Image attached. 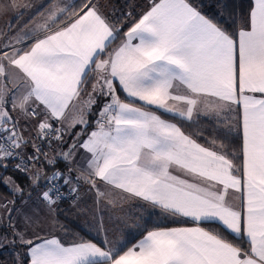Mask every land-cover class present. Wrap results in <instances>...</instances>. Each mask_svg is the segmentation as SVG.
<instances>
[{
    "label": "snow or ice",
    "instance_id": "6c2138e0",
    "mask_svg": "<svg viewBox=\"0 0 264 264\" xmlns=\"http://www.w3.org/2000/svg\"><path fill=\"white\" fill-rule=\"evenodd\" d=\"M217 5L223 23L191 0H149L135 15L106 12L101 0H47L14 31L0 30V168L18 160L36 192L30 206L31 192L25 200L0 177L20 194L19 208L0 203V247L24 249L16 264H264V0L239 12ZM30 7L2 0L0 14L19 20ZM202 111L235 120V149L184 131ZM33 120L35 136L25 138ZM84 185L100 225L106 208L130 200L192 226L154 227L126 250L42 237L66 194L79 207Z\"/></svg>",
    "mask_w": 264,
    "mask_h": 264
},
{
    "label": "crops",
    "instance_id": "0c3cea01",
    "mask_svg": "<svg viewBox=\"0 0 264 264\" xmlns=\"http://www.w3.org/2000/svg\"><path fill=\"white\" fill-rule=\"evenodd\" d=\"M75 1L76 0H61V3L73 4ZM0 2H2V0H0ZM21 2L24 4L31 5L32 7L25 10L19 20L16 19V13L12 11H9L4 14H0V30H2V26L3 27L5 26L3 28V31L7 32L8 31L7 25L10 24L14 31L21 23L27 22L29 20V17L32 14L36 13L37 11L43 10L42 8H40V6L43 4H46L47 0H21ZM105 2L106 0H101V3L107 6L104 9V11L108 12L110 7H108V2L107 4ZM111 3H113V0L111 1ZM35 19H39V17L36 16ZM116 44H114L113 47H115ZM119 94L121 95L122 98L124 97L123 92H120ZM207 99L212 100L214 98H207ZM67 115L69 116V119H71L72 113L69 112ZM89 119L90 121L94 122L95 116L93 115L92 117H89ZM202 120L213 122L214 124H216L217 129L220 130L221 132L231 134V135H239V133L233 127L235 124L234 119H225L221 117V119L218 120L216 119L214 115L203 114V111L201 112L200 115L195 116L193 121H186V122L195 123V122H199ZM23 125H24V121L22 120L21 121L22 129H23ZM35 125H36V121L33 120L31 125L28 126L27 130L23 131V135L25 138L31 137L32 130L35 127ZM92 127H94V123H90L89 131L92 129ZM230 127L233 128L231 132L228 131ZM79 130H80V126H77L72 131L79 132ZM65 139L70 141L71 138L66 136ZM27 151L28 152L31 151L30 145ZM56 151H58V149L56 148V145H54V148H53L54 155ZM81 155H83V153H81ZM51 157L53 156L49 155V158ZM11 161H14V162L11 164L10 163ZM11 161L10 162L5 161V163L7 164L10 163L14 167V165L16 164V161L15 160H11ZM40 163H43V161H41ZM58 166L61 168L63 166V162H61ZM16 171L19 173L18 175L19 178H23V180H26L29 182L27 176H25L23 173H21L18 170ZM87 187H88L87 185H84L80 189V193L83 199L80 200L79 207L74 206L72 202L59 203L56 211L53 213L55 220L56 221L58 220L59 213L68 211L69 212L68 214L71 215L70 216L71 221L75 222L84 232L94 237L95 241L93 240L92 242L97 243L98 246L107 248L110 245H105L103 241L105 239H109V240H112L113 243H117L118 246L124 245L126 247L132 241L133 239L132 233L136 232L135 230L137 229V226L141 225L143 220L149 215V213L154 210L147 208V207L140 208L138 205L143 203L142 201H130V200L122 201L117 207L115 208L110 207L104 210V212L102 213L103 224L100 225L98 223V219L100 217L94 216L92 213L94 193L86 192L85 190L87 189ZM23 188H24L25 200H27L28 194L31 192L32 199L27 200V203L30 206L33 205V202L36 200V192L32 191L31 188L28 186L27 187L23 186ZM7 192L10 195L13 194L11 193L12 191L7 190ZM15 195L19 196L18 193H16ZM6 200H11V199L9 197H6L4 198V200H2V202ZM237 203L239 202L237 201ZM175 219L180 222L182 218H175ZM3 220H4V217L2 216V222ZM208 224H214V223H204L202 226L205 228H209L207 226ZM177 226H192V224L191 222H189L188 224L177 225ZM177 226H173V227H177ZM39 234L42 237H50V235H55L57 236V238L62 240L58 232L57 223H55V226L52 227L50 230L46 229L45 231L40 232Z\"/></svg>",
    "mask_w": 264,
    "mask_h": 264
},
{
    "label": "trees",
    "instance_id": "16d2710c",
    "mask_svg": "<svg viewBox=\"0 0 264 264\" xmlns=\"http://www.w3.org/2000/svg\"><path fill=\"white\" fill-rule=\"evenodd\" d=\"M79 2L80 0H76L73 4H79ZM191 2L193 4L200 5L201 11H203L205 14L212 17H218L222 23L227 18L226 16L219 15L220 7H218L217 5V0H191ZM148 3L149 0H113L112 8L108 12L111 13V10L115 9L116 15H120L121 13L127 11H134L135 15L143 11L144 6ZM226 3L230 10L235 9L237 12H239L241 7H243L245 10L247 9L249 0H226ZM130 5L135 6L134 10L132 7H130ZM118 42L119 40L116 41V43ZM182 127L184 131L189 134L202 132L204 138H201L199 140L200 143H205V139L210 140L213 138H218V140H222L226 144H229L233 149H235L240 142L239 135H231L221 132L217 129L216 124L210 121L202 120L195 123H189L185 121L183 122ZM13 162L14 161H11L10 163L12 164ZM10 163H8L7 171H5V169L3 168H0V174L12 172L14 175L18 176L19 173ZM68 213V211L59 213L57 220L58 232L62 238V241L68 244L79 241L81 239L95 241L94 237L84 232L75 222L71 221V215H69ZM177 225L184 224L177 221L171 216L161 215L158 210L151 211L149 215L143 220L142 224L137 226V229L135 230L136 232L132 233L133 239L126 247H130L132 244L136 243V241H138L146 233V230H151L154 227H173ZM207 226L217 231H221L228 239H233V237L227 231L220 228L217 224H208ZM2 230L3 229L0 228V231ZM242 246L247 247L246 244ZM11 250L13 252H0V264H16V253L18 251H24V249H21L18 246H11Z\"/></svg>",
    "mask_w": 264,
    "mask_h": 264
},
{
    "label": "rangeland",
    "instance_id": "374dc122",
    "mask_svg": "<svg viewBox=\"0 0 264 264\" xmlns=\"http://www.w3.org/2000/svg\"><path fill=\"white\" fill-rule=\"evenodd\" d=\"M111 1L112 0H106V4H107V2H108V7H110L109 8V10L112 8V3H111ZM115 1V0H114ZM5 27V26H4ZM3 26H2V30H3V28H4ZM0 177H12L15 181H16V183L17 184H19L20 186H24V187H29V182L28 181H26V180H23V178H19L18 176H16V175H14L12 172H7V173H5V174H0ZM24 189V188H23ZM7 190L8 191H11L10 190V188L9 187H7L6 185H4L2 182H0V203H2V200H4V198H6V197H9L11 200H17V195H10L8 192H7ZM12 193V192H11ZM18 195H20L19 193H18ZM16 207L17 208H19L20 207V201L19 200H17V205H16ZM2 216H3V213L2 212H0V221H2ZM7 223V220H6V218H4V220H3V224H6ZM11 246H13V245H5L4 247H0V252H2V251H10V252H13L12 250H11Z\"/></svg>",
    "mask_w": 264,
    "mask_h": 264
},
{
    "label": "built area",
    "instance_id": "2783aa9c",
    "mask_svg": "<svg viewBox=\"0 0 264 264\" xmlns=\"http://www.w3.org/2000/svg\"><path fill=\"white\" fill-rule=\"evenodd\" d=\"M35 131H36V129H35V127H34L33 130H32V135H31L30 138H33V137L35 136ZM35 142H36L37 144L40 143L39 140H35ZM54 145H55V144H53V147H52V148H49V147H47V146L44 147V151L48 153V156H49V155H50V156H51V155L54 156V154H53V148H54ZM15 161H16V163L19 162L18 160H15ZM63 167H64V163H63V166H62L61 168H63ZM64 202H72L71 194H66L65 199H64L61 203H64Z\"/></svg>",
    "mask_w": 264,
    "mask_h": 264
}]
</instances>
